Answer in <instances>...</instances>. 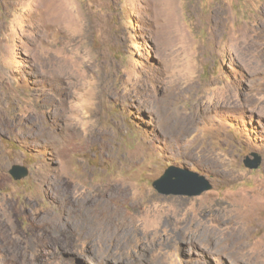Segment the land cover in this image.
I'll return each instance as SVG.
<instances>
[{"label":"rangeland","instance_id":"1","mask_svg":"<svg viewBox=\"0 0 264 264\" xmlns=\"http://www.w3.org/2000/svg\"><path fill=\"white\" fill-rule=\"evenodd\" d=\"M0 264H264V0H0Z\"/></svg>","mask_w":264,"mask_h":264},{"label":"water","instance_id":"2","mask_svg":"<svg viewBox=\"0 0 264 264\" xmlns=\"http://www.w3.org/2000/svg\"><path fill=\"white\" fill-rule=\"evenodd\" d=\"M246 155L243 159V164L248 168H256L260 162L261 157L257 153ZM8 172L13 179L19 180L28 174V168L24 165L13 164ZM154 189L163 195H198L212 187L208 178L203 174L193 171L185 166H177L176 164H169L163 173L152 181Z\"/></svg>","mask_w":264,"mask_h":264},{"label":"clouds","instance_id":"3","mask_svg":"<svg viewBox=\"0 0 264 264\" xmlns=\"http://www.w3.org/2000/svg\"><path fill=\"white\" fill-rule=\"evenodd\" d=\"M163 195V194H162Z\"/></svg>","mask_w":264,"mask_h":264}]
</instances>
